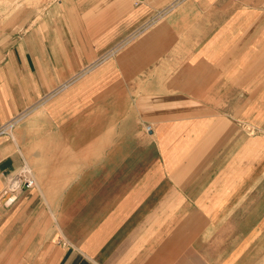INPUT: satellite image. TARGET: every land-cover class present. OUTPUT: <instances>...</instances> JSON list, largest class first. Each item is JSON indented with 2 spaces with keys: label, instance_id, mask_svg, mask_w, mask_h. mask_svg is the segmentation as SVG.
Instances as JSON below:
<instances>
[{
  "label": "crops",
  "instance_id": "0c3cea01",
  "mask_svg": "<svg viewBox=\"0 0 264 264\" xmlns=\"http://www.w3.org/2000/svg\"><path fill=\"white\" fill-rule=\"evenodd\" d=\"M0 264H264V0H0Z\"/></svg>",
  "mask_w": 264,
  "mask_h": 264
},
{
  "label": "built area",
  "instance_id": "2783aa9c",
  "mask_svg": "<svg viewBox=\"0 0 264 264\" xmlns=\"http://www.w3.org/2000/svg\"><path fill=\"white\" fill-rule=\"evenodd\" d=\"M4 129H6V127H3L2 130ZM151 129L152 126L148 125L147 130L150 131ZM34 185H35V179L32 177L30 170L25 167L18 174H16L11 178L10 185L5 192L16 195L19 194L24 187L31 188Z\"/></svg>",
  "mask_w": 264,
  "mask_h": 264
},
{
  "label": "rangeland",
  "instance_id": "374dc122",
  "mask_svg": "<svg viewBox=\"0 0 264 264\" xmlns=\"http://www.w3.org/2000/svg\"><path fill=\"white\" fill-rule=\"evenodd\" d=\"M148 126V125H147ZM147 126H146V129H147Z\"/></svg>",
  "mask_w": 264,
  "mask_h": 264
}]
</instances>
